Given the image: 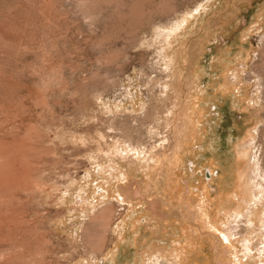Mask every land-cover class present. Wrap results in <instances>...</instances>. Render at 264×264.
Instances as JSON below:
<instances>
[{
	"label": "rangeland",
	"instance_id": "rangeland-1",
	"mask_svg": "<svg viewBox=\"0 0 264 264\" xmlns=\"http://www.w3.org/2000/svg\"><path fill=\"white\" fill-rule=\"evenodd\" d=\"M237 1L0 0V264H264V0Z\"/></svg>",
	"mask_w": 264,
	"mask_h": 264
},
{
	"label": "bare ground",
	"instance_id": "bare-ground-1",
	"mask_svg": "<svg viewBox=\"0 0 264 264\" xmlns=\"http://www.w3.org/2000/svg\"><path fill=\"white\" fill-rule=\"evenodd\" d=\"M186 23H187V21H186V19L185 18H183V19H181L179 22H178V24L176 25V27L170 32V33H168V35H167V39H169V38H172L174 35H175V33H177V32H180L183 28H184V30H186V28L185 27H187L186 26ZM186 33V32H185ZM184 36V35H183ZM181 47V46H180ZM176 50V49H175ZM178 52L179 51H174V50H172V52H171V62L172 63H177V54H178ZM240 52V51H239ZM243 55V54H242ZM237 57V56H236ZM240 58V57H239ZM238 58V59H239ZM232 61H234L233 60V57L231 56V55H229L228 54V51L227 50H222L220 53L218 52V54L216 55V57L214 58V61H213V66H212V68H213V71L214 72H216V70H223V69H226L228 66H229V64L230 63H232ZM177 70V69H176ZM229 90H230V88H229ZM204 113H208V109L206 108L205 110H204ZM171 184V183H170ZM171 186V185H170ZM176 187H177V181H176V183L175 182H173V191H175V192H177V189H176ZM166 189H172V188H166ZM172 192V191H171ZM173 194H174V192H173ZM168 195H169V193H168ZM176 195V194H175ZM174 195V196H175ZM178 195V194H177ZM172 196V193L170 194V196L169 197H171ZM229 201V200H228ZM161 223V222H160ZM163 230V229H162Z\"/></svg>",
	"mask_w": 264,
	"mask_h": 264
},
{
	"label": "crops",
	"instance_id": "crops-1",
	"mask_svg": "<svg viewBox=\"0 0 264 264\" xmlns=\"http://www.w3.org/2000/svg\"><path fill=\"white\" fill-rule=\"evenodd\" d=\"M253 1L254 0H238L234 5L228 3V5L232 8V10H230V13L238 15L239 13H242L243 10L247 12L251 7Z\"/></svg>",
	"mask_w": 264,
	"mask_h": 264
}]
</instances>
